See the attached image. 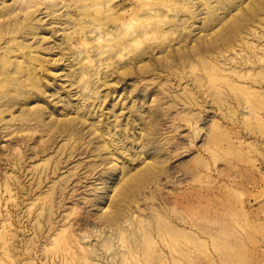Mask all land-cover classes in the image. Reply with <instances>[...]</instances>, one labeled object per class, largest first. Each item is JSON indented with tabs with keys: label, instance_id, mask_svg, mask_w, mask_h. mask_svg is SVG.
Listing matches in <instances>:
<instances>
[{
	"label": "rangeland",
	"instance_id": "1",
	"mask_svg": "<svg viewBox=\"0 0 264 264\" xmlns=\"http://www.w3.org/2000/svg\"><path fill=\"white\" fill-rule=\"evenodd\" d=\"M27 1L0 40L5 73V48L35 67L0 76V264H264V0L0 11Z\"/></svg>",
	"mask_w": 264,
	"mask_h": 264
},
{
	"label": "bare ground",
	"instance_id": "2",
	"mask_svg": "<svg viewBox=\"0 0 264 264\" xmlns=\"http://www.w3.org/2000/svg\"><path fill=\"white\" fill-rule=\"evenodd\" d=\"M28 2V1H27ZM26 4V5H25ZM24 5H19L20 7L18 8V6H9V7H5V8H3V10L2 11H0V13L1 14H3V15H5L6 17L5 18H3V20H0V40L1 39H5V34L6 33H14V32H16L17 30H21L22 29V27H19V26H21L22 24L21 23H25V22H23V21H28L29 19H31V16L33 15V13L36 11V12H38L37 10H38V4H39V2L37 3V2H35L34 3V1H33V3L30 1V3L28 2V3H25ZM40 4H42V3H40ZM83 4V3H82ZM82 4H77V6L79 7V5H82ZM49 5H53V4H48V7H49ZM46 6H47V4H46ZM84 6V5H83ZM13 7H15L16 8V10L18 9V11L17 12H15V9L13 8ZM35 8V9H33V10H30V8ZM46 8V7H45ZM49 9H50V7H49ZM78 10H79V8H77ZM80 10H82V6H81V9ZM79 10V11H80ZM35 12V13H36ZM40 12V11H39ZM78 12V11H77ZM22 14V16H23V21L22 22H19V17H20V15ZM48 14V13H47ZM69 20V19H68ZM114 20V19H113ZM75 21V20H74ZM73 21V22H74ZM29 22V21H28ZM27 22V23H28ZM65 23L67 22V21H64ZM78 22V21H77ZM79 22H81V20L79 21ZM113 22L114 21H112V24H113ZM115 22H116V20H115ZM114 22V23H115ZM30 23V22H29ZM68 23H70V22H68ZM82 23V22H81ZM21 24V25H20ZM74 24V23H73ZM76 24V23H75ZM79 25H80V23H78ZM24 26V25H23ZM80 26H82V25H80ZM28 27V26H27ZM26 27V29H25V33H28L29 35H30V33L32 32L30 29V31L31 32H29V30H27L28 28ZM238 27V26H237ZM25 28V27H24ZM33 27H31V29H32ZM34 28H35V26H34ZM34 28L32 29V30H34ZM37 29H39V27H36ZM77 28V30H78V27H76ZM82 28V27H81ZM80 28V29H81ZM84 28V27H83ZM236 28V27H235ZM78 30V31H80V32H82L81 30ZM7 31V32H6ZM34 32V31H33ZM87 32V31H86ZM85 32V33H86ZM5 33V34H4ZM24 33V32H23ZM75 33H76V31H75ZM75 33H72V34H75ZM85 33H84V35H85ZM33 34V33H32ZM72 34L71 35H65V36H63L62 37V41H61V44H63V46H56V48L57 49H59V50H63V49H69L70 48V46H71V41H72V38H73V36H72ZM81 34V33H80ZM79 33H78V35H80ZM82 34H83V32H82ZM7 35V34H6ZM12 35V34H11ZM83 35V36H84ZM75 36V35H74ZM81 36V35H80ZM79 37V36H78ZM74 39V38H73ZM119 41H121V40H119ZM118 41V42H119ZM2 42V41H1ZM5 42L6 43H8V40L6 41L5 40ZM19 43L18 44H21L20 43V41H18ZM6 43H4V44H6ZM17 43V42H16ZM13 44L14 46L15 45H17V44ZM23 43V42H22ZM29 43V42H28ZM122 43V42H121ZM12 45V46H13ZM21 45H23L24 46V43L23 44H21ZM21 45H19V46H21ZM19 46H15V48L17 47L18 49H16V51H20V49H19ZM31 46V45H30ZM10 47V46H9ZM10 48H12V47H10ZM14 48V49H15ZM23 47H21V49H22ZM24 48H26L25 46H24ZM45 49L47 48V47H44ZM49 48V47H48ZM54 48V47H53ZM28 49L30 50V48L28 47ZM41 49H43V48H41ZM27 50V49H26ZM5 56H6V58L5 59H1V63L4 61V63L3 64H5V66H6V64H8L9 65V68H10V64L12 65V68L9 70V74H7V73H5V72H7V71H5V69H3V68H1L0 69V76H2L3 77V79H7V80H11L12 82H14V83H18V78L19 77H21V75H23L24 74V72L25 71H27V73H28V77H31V76H33V72H34V70H35V67L33 66V65H27L28 66V68H24L23 66H22V63H18V62H13V61H11V60H8L7 58H8V56H10L9 54H11L10 52L11 51H8L6 48H5ZM25 51V50H24ZM64 54H65V52H64ZM21 57L23 58V60H25L26 62L28 61V62H30V63H32V61H34V60H36V61H40V59L37 57V56H34V55H32V53L30 52V51H27V52H25L24 54H22L21 55ZM0 58H3V56L2 55H0ZM2 65V64H1ZM4 66V67H5ZM6 68H8L7 66H6ZM8 68V69H9ZM2 69H3V71H2ZM4 74H6V75H4ZM5 79V80H6ZM29 81H30V84H33L35 81H34V77H31L30 79H29ZM1 94V93H0ZM2 96L4 95V94H1ZM32 95V93H29V96H31ZM7 96V95H6ZM13 98V97H12ZM0 99H1V96H0ZM3 99V98H2ZM6 99V98H5ZM14 99V98H13ZM10 100V99H9ZM8 99H6V101H9ZM18 100V99H17ZM11 101V100H10ZM10 101L8 102V103H10ZM13 102V101H12ZM14 102H16V101H14ZM5 104V103H4ZM7 104V103H6ZM113 145V144H112ZM110 151L111 152V149H110V144H104L103 145V147L101 148V152L102 151Z\"/></svg>",
	"mask_w": 264,
	"mask_h": 264
}]
</instances>
